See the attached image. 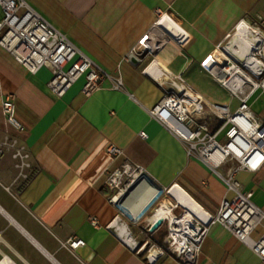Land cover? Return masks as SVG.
Segmentation results:
<instances>
[{"label": "crops", "instance_id": "0c3cea01", "mask_svg": "<svg viewBox=\"0 0 264 264\" xmlns=\"http://www.w3.org/2000/svg\"><path fill=\"white\" fill-rule=\"evenodd\" d=\"M27 1L110 78L90 96L82 93L84 78H80L57 98L47 85L49 69L30 73L0 46V141L5 135L19 138L27 145L32 164L29 178L24 179L11 155L0 154V253L16 264H146L145 255L115 229L121 210L111 200L106 173L130 161L146 169L147 180L141 185L149 189L176 185L210 215L218 212L222 200L232 193L215 172L190 157L183 144L148 111L169 87L168 78L177 76L207 105L220 103L236 109L238 100L231 95L229 103L217 98L218 87L229 90L200 63L229 39L241 21L251 25L257 17L264 19V0ZM163 14L190 36L185 47L157 27ZM149 33L146 42L151 52L140 60L133 51ZM232 40L228 49L236 47ZM144 51V47L138 50ZM153 68L163 76L154 75ZM118 77L123 90L112 88ZM7 94L15 96L21 131L9 125L2 114ZM249 105L264 122V91L257 90ZM204 121L211 130L217 126L212 115ZM110 145L123 154L109 155ZM236 164L229 161L218 171L227 175ZM236 178L264 211V165L256 171L241 170ZM92 216L98 227L91 225ZM136 226L140 227L132 225L129 230L137 241ZM262 232L260 226L252 237ZM147 236L157 244L155 230ZM70 238L83 239L85 245L73 254L61 244ZM259 262L258 256L220 223H212L196 264ZM158 264L177 263L166 253Z\"/></svg>", "mask_w": 264, "mask_h": 264}, {"label": "built area", "instance_id": "2783aa9c", "mask_svg": "<svg viewBox=\"0 0 264 264\" xmlns=\"http://www.w3.org/2000/svg\"><path fill=\"white\" fill-rule=\"evenodd\" d=\"M0 11V46L30 73H37L42 68L49 69L51 78L47 85L54 97H63L80 78H84L82 93L90 96L102 88L105 79L110 78L103 68L46 20L27 0H0ZM162 18L170 19L166 14L161 15L159 20ZM240 25L247 27L261 42L259 45L255 40L247 44L253 56L252 63L245 64L238 58L236 52L242 48L237 43L234 49L219 44L215 53L207 55L200 63L205 71L238 100L236 109L232 110L229 105L220 103L207 105L200 95L193 93L183 79L177 76L168 78L169 87L164 89L162 98L148 111L152 118L183 144L190 157L198 159L215 172L232 193L230 198L222 200L218 212L210 215L203 209L202 213H198L182 205L170 194L172 189L179 188L176 185L156 189V200L163 194L172 199L169 202L160 201L155 208H161L163 202L168 205V212L161 218L162 225L166 228V236L163 245H157L147 236L155 230L153 227L158 220H151V214L145 218V225L141 229V233L145 235V244L142 247L139 240L132 239L130 228L123 216L134 220L136 225H139L140 218L133 217L128 209L122 208V203L147 180L146 169L125 160L120 168L106 173L105 183L112 191L111 200L124 211L117 217L115 229L126 239L129 238L133 248L145 255L146 264H158L166 253L177 264H196L201 245L212 223H220L258 256L259 264H264V211L254 204L252 192L244 191L236 178L241 170L256 171L264 165V122L254 115L249 105L250 97L257 90L264 91V19L257 17V21L251 25L241 21L234 30V36L237 35ZM150 34L143 36L133 51L140 60L143 59L142 52H138L140 48L144 47L151 52L150 45L146 42ZM189 42L190 36L187 34L178 40L181 47ZM236 70L240 71V75L233 77ZM152 73L157 75L159 72L154 69ZM112 88L124 89L120 77L114 80ZM1 109L7 123L21 131L23 126L16 118L14 94L5 95ZM208 115L217 120L214 130L204 121ZM140 135L146 138L144 132ZM107 152L111 156L123 154L114 145H110ZM3 153L11 155L16 169L19 170V176L28 179L32 164L27 145L16 136L5 135L0 141V154ZM229 161L236 162V166L227 175L221 174L218 169ZM89 221L93 227L99 226L96 217H90ZM260 226H263V232L253 238V231ZM61 244L74 254L75 250L85 245V241L70 238ZM0 264L16 263L0 253Z\"/></svg>", "mask_w": 264, "mask_h": 264}, {"label": "bare ground", "instance_id": "6f19581e", "mask_svg": "<svg viewBox=\"0 0 264 264\" xmlns=\"http://www.w3.org/2000/svg\"><path fill=\"white\" fill-rule=\"evenodd\" d=\"M157 27L159 29L165 30L170 36L174 37L176 40L182 39L184 35V31L173 21L168 18H162L158 21ZM244 25L239 26V31L237 35L234 36V40L231 41V45L233 43L240 44L241 50L236 52L238 58L244 62L245 64L252 63L253 56L247 46V44L253 43L255 40L258 41L260 45V40L253 36L252 32L249 29H246ZM245 43V44H244ZM230 45V46H231ZM160 76H163L159 73ZM240 75V71H235L233 77ZM170 194L179 200L182 205L190 208L192 211L202 213L203 209L197 205L191 198L180 188H174L170 191ZM158 197V193L156 189H149L146 185H140L134 193L122 203V208L128 209L132 216L138 218L141 214L153 203V201ZM168 212L167 203L163 202L162 207L154 210L151 215V220L161 219ZM124 229L128 232V229L124 225ZM127 239H129L127 237Z\"/></svg>", "mask_w": 264, "mask_h": 264}, {"label": "rangeland", "instance_id": "374dc122", "mask_svg": "<svg viewBox=\"0 0 264 264\" xmlns=\"http://www.w3.org/2000/svg\"><path fill=\"white\" fill-rule=\"evenodd\" d=\"M234 34H235V31H233L231 33V36L229 37V39H227L223 43L224 46H226L228 44V42L231 40V38H233ZM239 65H241V64L239 63ZM215 94H216V96H217V98L219 100H222V101L227 102V103H229L231 101V96H230L229 92L227 90H225L224 88L218 87L216 89ZM233 103L234 104H237V101L234 100ZM162 200L163 201H166V202L172 201V199L170 198L169 195L164 194L158 200L155 199L153 201V203L148 207L147 211L143 212L141 214V217H139L140 219H139V222L138 223H139L140 227H137L136 226L137 228L135 230V234H138L139 235L138 240L140 241V244H141L142 247L145 244L144 243L145 235L143 233H141V229L145 225L144 220H145L146 217H148L149 215H151L154 212L155 208H157L159 206V202L162 201ZM121 212L124 213V211L122 209H121ZM123 219H124L125 222H127L129 228H132V225H136L135 222H134V220L130 219L128 216H123Z\"/></svg>", "mask_w": 264, "mask_h": 264}, {"label": "trees", "instance_id": "16d2710c", "mask_svg": "<svg viewBox=\"0 0 264 264\" xmlns=\"http://www.w3.org/2000/svg\"><path fill=\"white\" fill-rule=\"evenodd\" d=\"M155 233H156L157 236L153 237V239L157 242V244L163 245V240H164V238L166 236V228H165V226L161 225L160 227L156 228L155 229Z\"/></svg>", "mask_w": 264, "mask_h": 264}, {"label": "water", "instance_id": "95a60500", "mask_svg": "<svg viewBox=\"0 0 264 264\" xmlns=\"http://www.w3.org/2000/svg\"><path fill=\"white\" fill-rule=\"evenodd\" d=\"M146 55H147V50L144 51V52H142L141 57L144 58ZM131 61H132L133 63H137V59H136L135 57H132V58H131ZM159 190H161V189H159ZM161 225H162V220H161V219H158V220L156 221V223L154 224L153 229H156V228H158V227L161 226Z\"/></svg>", "mask_w": 264, "mask_h": 264}]
</instances>
